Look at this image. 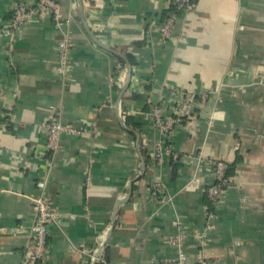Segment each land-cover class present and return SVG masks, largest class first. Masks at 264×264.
I'll use <instances>...</instances> for the list:
<instances>
[{
    "label": "crops",
    "instance_id": "obj_1",
    "mask_svg": "<svg viewBox=\"0 0 264 264\" xmlns=\"http://www.w3.org/2000/svg\"><path fill=\"white\" fill-rule=\"evenodd\" d=\"M16 1L0 0V264L24 262L45 173L63 214L45 264H94L101 234L106 264L176 261L168 238L177 222L190 234L186 264H264V0H196L171 39L160 31L170 0H60L77 64L67 81L56 73L61 30L50 16L22 36L1 32ZM189 94L193 118L167 144L153 109L171 118ZM54 108L65 124L97 127L63 135L50 154ZM163 141L174 154L158 165ZM216 160L235 166L213 208ZM156 181L164 194L152 203Z\"/></svg>",
    "mask_w": 264,
    "mask_h": 264
},
{
    "label": "built area",
    "instance_id": "obj_2",
    "mask_svg": "<svg viewBox=\"0 0 264 264\" xmlns=\"http://www.w3.org/2000/svg\"><path fill=\"white\" fill-rule=\"evenodd\" d=\"M196 0H170L171 6L176 5L178 11L189 10L192 3ZM13 16L2 28L5 35L10 38L22 36L26 33L28 24L36 19H42L45 16H50L55 25L60 28L61 36L57 42L58 65L56 73L63 80H68L71 77L72 68L77 64L71 58L72 39L69 31H64L63 11L60 0H37L35 3H27L16 1L13 7ZM179 15H172L170 19L161 25L160 31L166 39H171L178 20ZM114 81V79H112ZM119 83H124V78H121ZM260 84H264V76L259 79ZM206 96H201L202 101L206 100ZM196 94L185 96L177 105L174 116L167 118L163 115L161 108H154L152 117L159 128L163 140L168 144V138L174 132L177 125L185 123L193 118L194 104L197 101ZM97 127V121H94L91 126H74L65 124L62 120L60 110L53 109L52 115L45 125L47 134L46 149L50 154H57L61 146L63 135L81 136L91 129ZM159 142L156 148V164L161 165L165 154H174L171 145H165V142ZM214 182L208 187L207 194L209 203L213 208H216L223 200L226 189L231 185V179L226 176L228 164L222 160L213 162ZM47 173L40 175L36 186L39 194L32 198L35 219L30 228V240L25 249V259L23 264H45L50 257L49 233L50 227L57 224L62 219L58 209L53 205V202L48 195V178ZM197 179L194 178L190 182L191 187H195ZM150 201L152 203L159 202L164 194L163 185L160 181L152 184L150 191ZM210 220L216 219V213L211 211L208 214ZM178 231L176 234L169 236V245L178 251V259L176 261H166L165 264H186L187 256L184 252V246L190 234L185 227L177 222ZM107 239L104 234L97 238V246L89 252L90 259L96 264H106L105 245ZM84 252V251H83ZM197 264H208L204 256L199 259Z\"/></svg>",
    "mask_w": 264,
    "mask_h": 264
},
{
    "label": "trees",
    "instance_id": "obj_3",
    "mask_svg": "<svg viewBox=\"0 0 264 264\" xmlns=\"http://www.w3.org/2000/svg\"><path fill=\"white\" fill-rule=\"evenodd\" d=\"M184 11H178L177 10V8H176V5H172L171 7H170V9H168L167 10V12H165L164 13V17H163V23L164 22H166L168 19H170L171 17H172V15H180L181 13H183ZM12 16H13V14H12ZM12 16H11V18H12ZM10 18V19H11ZM9 19V20H10ZM235 166V164L234 165H228V170H227V174H226V176L228 177V178H230V176H231V172L233 171V167Z\"/></svg>",
    "mask_w": 264,
    "mask_h": 264
},
{
    "label": "water",
    "instance_id": "obj_4",
    "mask_svg": "<svg viewBox=\"0 0 264 264\" xmlns=\"http://www.w3.org/2000/svg\"><path fill=\"white\" fill-rule=\"evenodd\" d=\"M95 264V263H94Z\"/></svg>",
    "mask_w": 264,
    "mask_h": 264
}]
</instances>
